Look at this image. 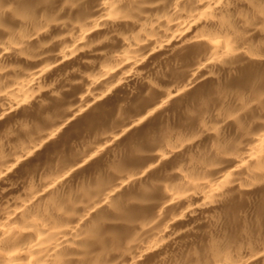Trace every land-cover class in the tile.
<instances>
[{
    "label": "bare ground",
    "instance_id": "bare-ground-1",
    "mask_svg": "<svg viewBox=\"0 0 264 264\" xmlns=\"http://www.w3.org/2000/svg\"><path fill=\"white\" fill-rule=\"evenodd\" d=\"M0 264H264V0H0Z\"/></svg>",
    "mask_w": 264,
    "mask_h": 264
}]
</instances>
